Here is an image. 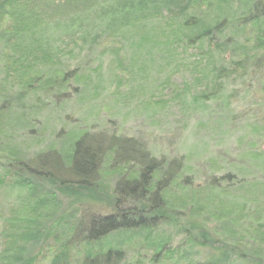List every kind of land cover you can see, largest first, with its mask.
<instances>
[{
	"label": "trees",
	"instance_id": "16d2710c",
	"mask_svg": "<svg viewBox=\"0 0 264 264\" xmlns=\"http://www.w3.org/2000/svg\"><path fill=\"white\" fill-rule=\"evenodd\" d=\"M119 34L162 61L193 47L203 98L264 81V0H0V264H264L235 217L201 213L180 159L95 131L85 106H68L93 51ZM217 182L203 189L228 192ZM255 224L264 231V217Z\"/></svg>",
	"mask_w": 264,
	"mask_h": 264
},
{
	"label": "rangeland",
	"instance_id": "374dc122",
	"mask_svg": "<svg viewBox=\"0 0 264 264\" xmlns=\"http://www.w3.org/2000/svg\"><path fill=\"white\" fill-rule=\"evenodd\" d=\"M133 41L119 34L94 50L79 79L86 92L77 105H67L85 106L79 117L95 131L137 138L158 158L180 159L199 189L194 200L201 213L211 224L226 214L235 217L237 236L264 255V231L255 224L264 217V81L232 80L218 95L203 98L207 63L195 64L201 58L193 47L179 49L184 60L176 63L162 61L156 49L150 55L130 51ZM45 135L50 139V131ZM112 169L111 178L117 174ZM211 181L230 188L218 195L203 189ZM240 199L252 210L245 219L234 206Z\"/></svg>",
	"mask_w": 264,
	"mask_h": 264
}]
</instances>
